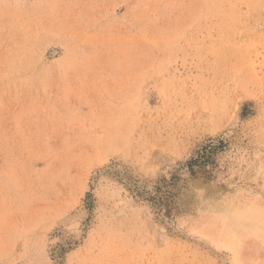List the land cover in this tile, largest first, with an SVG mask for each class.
Listing matches in <instances>:
<instances>
[{
  "label": "rangeland",
  "instance_id": "374dc122",
  "mask_svg": "<svg viewBox=\"0 0 264 264\" xmlns=\"http://www.w3.org/2000/svg\"><path fill=\"white\" fill-rule=\"evenodd\" d=\"M263 237L264 0H0V264H250Z\"/></svg>",
  "mask_w": 264,
  "mask_h": 264
},
{
  "label": "bare ground",
  "instance_id": "6f19581e",
  "mask_svg": "<svg viewBox=\"0 0 264 264\" xmlns=\"http://www.w3.org/2000/svg\"><path fill=\"white\" fill-rule=\"evenodd\" d=\"M224 231V230H223ZM223 236V235H222ZM225 236V233H224ZM223 236V237H224ZM262 240H264V237L262 238ZM257 253V252H256ZM238 256L240 257V255L238 254ZM241 262V261H240ZM243 264V263H242ZM250 264H264V256L258 255L254 253V257L251 260Z\"/></svg>",
  "mask_w": 264,
  "mask_h": 264
}]
</instances>
